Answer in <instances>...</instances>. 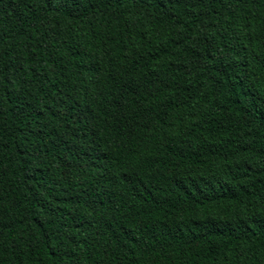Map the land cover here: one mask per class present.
<instances>
[{"label":"trees","instance_id":"trees-1","mask_svg":"<svg viewBox=\"0 0 264 264\" xmlns=\"http://www.w3.org/2000/svg\"><path fill=\"white\" fill-rule=\"evenodd\" d=\"M0 264H264V0H0Z\"/></svg>","mask_w":264,"mask_h":264}]
</instances>
